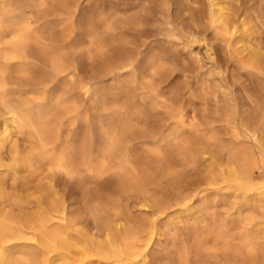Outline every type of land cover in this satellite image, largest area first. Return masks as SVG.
<instances>
[{
	"label": "rangeland",
	"instance_id": "1",
	"mask_svg": "<svg viewBox=\"0 0 264 264\" xmlns=\"http://www.w3.org/2000/svg\"><path fill=\"white\" fill-rule=\"evenodd\" d=\"M12 1L1 2L0 20L12 8L17 25L30 29L28 40L47 54L42 72L58 54L67 68L53 98L65 129L74 115L78 172H58L57 184L77 228L97 233L99 208H118L127 227L154 221L149 241L165 264H264V170L253 169L254 190L228 178L242 154L258 163L236 119L264 121V73L241 61L249 38L264 54V0H216L246 22L235 35L243 41L232 44L205 26V0ZM6 36L4 43L18 33ZM9 70L14 88L25 85L17 65ZM49 130L34 133L46 139ZM186 195V205L155 214L157 204Z\"/></svg>",
	"mask_w": 264,
	"mask_h": 264
},
{
	"label": "bare ground",
	"instance_id": "2",
	"mask_svg": "<svg viewBox=\"0 0 264 264\" xmlns=\"http://www.w3.org/2000/svg\"><path fill=\"white\" fill-rule=\"evenodd\" d=\"M4 1L6 2L0 0V4L5 3ZM205 1L207 7L205 11L203 10L202 16L206 22L205 26L216 33L222 31L229 36L227 39L229 44L241 43L243 38L235 35L239 26L246 25V22L241 20L242 15H234L230 6L222 8L219 1ZM8 2L11 4L10 0ZM10 9L12 8L2 12L3 17L0 20V264H165L155 257L151 247L150 241L154 236H150V229L154 221L153 224L148 222L149 225L135 223L127 227L122 224V216L116 213L118 208L117 210L115 208V213H111L113 206L109 207L111 209L105 208L111 212L104 211L103 207L99 208V212L103 213L99 218L100 224L97 223L95 226L97 233H91L93 230L91 227V230L82 232L77 228L78 223L75 219L73 217L74 220L71 219L72 211L66 206V191L60 189L57 181L58 172L69 176L70 179H74L78 172L75 168L77 156L73 140L74 115H69L70 119L67 118L70 125L65 129L66 115H63L66 112L61 113V117L60 112L55 111L61 104L59 99L53 98L55 87L67 68L58 54L50 61L51 69H47L50 70L49 73H45L46 70L42 72L48 66L45 50L28 40L30 29L22 26L24 23L17 25L13 20V10ZM12 22L20 27L14 28ZM14 31L18 33L15 40L2 42V38L7 39L6 35ZM195 36L196 33L189 37ZM243 49L246 51V56L244 58L242 56L241 59L243 65L251 66L261 74L264 73V54L261 51V44L256 42L255 45L253 39L249 38ZM64 61L66 63V60ZM14 65L20 69L22 76L20 75L19 78L25 82L21 88L19 85H14V88L13 79L8 75L11 71L9 68ZM53 118L59 120L57 121L59 124L55 125L54 129L52 127L56 120ZM236 121L238 137H248L254 146L256 145L258 163L255 155L248 152L242 154L243 157L239 158V166L228 171V178L236 183H244L249 190H254L251 184L253 169L259 165L264 170V121L255 118L245 124L238 117ZM48 125L50 130L49 134L46 133L48 134L46 139H43L44 133L41 134V130L38 135L34 133L36 129L46 128ZM65 139L67 142L63 145ZM123 144L127 145L124 142ZM88 149L90 148L85 149L84 152L92 153V149L87 152ZM124 150L126 151V148ZM251 150L253 149L249 152ZM255 151L253 150L254 154ZM257 190L260 191L258 195L264 198V185ZM148 199L144 196L140 200L142 206H149ZM190 200L191 196L187 195L174 197L170 201L166 200L168 201L166 207L165 204H157L154 212L163 214L169 209L168 205L171 207L186 205Z\"/></svg>",
	"mask_w": 264,
	"mask_h": 264
}]
</instances>
